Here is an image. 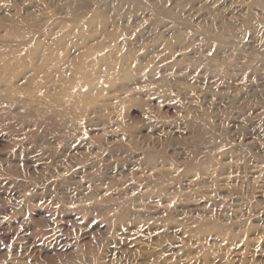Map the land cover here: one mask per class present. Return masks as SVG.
<instances>
[{"label": "rangeland", "instance_id": "rangeland-1", "mask_svg": "<svg viewBox=\"0 0 264 264\" xmlns=\"http://www.w3.org/2000/svg\"><path fill=\"white\" fill-rule=\"evenodd\" d=\"M0 264H264V0H0Z\"/></svg>", "mask_w": 264, "mask_h": 264}]
</instances>
